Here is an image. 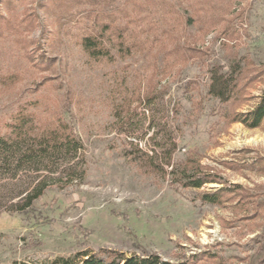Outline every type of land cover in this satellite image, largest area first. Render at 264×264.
I'll return each mask as SVG.
<instances>
[{
    "label": "rangeland",
    "instance_id": "obj_1",
    "mask_svg": "<svg viewBox=\"0 0 264 264\" xmlns=\"http://www.w3.org/2000/svg\"><path fill=\"white\" fill-rule=\"evenodd\" d=\"M5 1L0 131L18 111L60 115L83 142L84 173L20 212L8 209L21 181H0V264L86 249L264 264V118L255 128L231 121L264 93V0ZM106 21L136 23L139 45L93 61L80 38ZM238 60L239 96L222 103L208 93L210 71ZM154 132L174 140L171 164L217 181H173L158 147L152 163L145 156ZM219 188V204L199 199Z\"/></svg>",
    "mask_w": 264,
    "mask_h": 264
},
{
    "label": "trees",
    "instance_id": "obj_2",
    "mask_svg": "<svg viewBox=\"0 0 264 264\" xmlns=\"http://www.w3.org/2000/svg\"><path fill=\"white\" fill-rule=\"evenodd\" d=\"M3 2V0H0ZM12 0H6L5 4ZM102 1L94 2L95 6ZM3 16L0 14V21ZM30 21V20H29ZM97 26L83 34L80 38V46L83 52L93 61H99L111 56V49L117 51H130L139 45L136 42L132 25L136 23L126 22L121 26L111 27L110 22H97ZM33 26V24H32ZM37 46H41L38 42ZM41 57H37L42 61ZM110 58V57H109ZM233 71H210V83L208 93L222 103L230 102L239 96L238 84L240 76V62L235 61ZM231 121H238L246 127H258L264 118V93L252 110L243 113H231ZM6 131H0V181H21L16 188L14 197L19 200L9 205L10 211H23L29 208L44 190L58 182L72 183L81 178L84 170L81 163L84 158V145L75 133L72 125L60 115L52 117H40L35 113L18 111L10 121L5 123ZM151 155L146 153L152 163L158 156L155 147L161 151L164 166H171L167 171L184 188H200L204 184L216 182L213 175L202 173L199 166L182 168L177 164H171L175 142L170 133L167 134V142L156 138L154 132L150 136ZM173 163V162H172ZM225 194L223 188L211 192H203L199 195L202 202L219 204ZM40 264V263H37ZM45 264H200L196 256L170 261L162 258L157 253L126 254L115 250H90L76 252L72 255L56 257Z\"/></svg>",
    "mask_w": 264,
    "mask_h": 264
}]
</instances>
